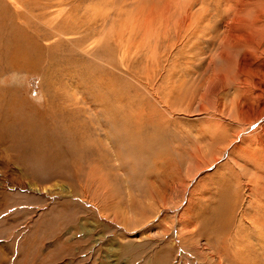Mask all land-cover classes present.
<instances>
[{"label":"rangeland","instance_id":"obj_1","mask_svg":"<svg viewBox=\"0 0 264 264\" xmlns=\"http://www.w3.org/2000/svg\"><path fill=\"white\" fill-rule=\"evenodd\" d=\"M0 15L45 53L0 65L3 99L36 116L0 125V264H238L222 242L264 262V0H0ZM138 136L140 164L120 157Z\"/></svg>","mask_w":264,"mask_h":264},{"label":"bare ground","instance_id":"obj_2","mask_svg":"<svg viewBox=\"0 0 264 264\" xmlns=\"http://www.w3.org/2000/svg\"><path fill=\"white\" fill-rule=\"evenodd\" d=\"M5 7H8V6L5 5ZM16 12L18 13L17 10H16ZM25 25H26V23H25ZM8 27L2 26L1 21H0V65H5L4 66L5 68L6 67L7 68H35V70H36V68L41 66V64L43 63V61L45 59L44 58V54H45L44 53V49L41 47V45H40V43L38 41V38L37 37H33L32 35H29V34L25 33L24 31H21V30L18 33H16L14 30H12L11 28H8ZM33 32H34V30H33ZM34 33H36V31ZM49 57H50V55L48 56V58ZM37 65H39V66L37 67ZM5 94L0 92V125L3 127V129H5L4 132L9 130V128H10L9 131H11V129H13V128L14 129L17 128L18 131L21 129L20 131H22V128L24 129L25 127H27L28 123L29 124H33L34 123L33 118L36 117V116L34 114L25 113L24 112L25 110L23 111V106L24 105H22L21 100H17L16 97L13 98V99H10V102L7 103L5 101V99H3L4 98L3 96H5ZM23 103H25V102H23ZM48 114H50V113H48ZM52 117L53 116H51L50 118H52ZM47 118H48L47 116H42V117L38 116V122L39 121L40 122L43 121L44 124L46 125L47 124V122H46ZM43 122H41V123H43ZM1 126H0V129L2 128ZM18 128H20V129H18ZM52 129H53V127H52ZM23 132H25V131H23ZM20 134H21V132H20ZM30 136H31V134H30ZM24 137H26V136H24ZM16 138H17V136H16ZM32 138H34V137H32ZM35 138H36V136H35ZM130 138H132V137H130ZM144 142H146V141H144ZM144 142L141 141L139 136L132 138V140L128 143L127 148H126L127 156H120V157L121 158H126V157L129 158L130 157L132 159L130 161H135V162L139 160L140 162H138V164H140L143 152L146 149L144 147ZM32 146H34V145H32ZM147 146H148V144H147ZM118 153H119V151H118ZM130 154H133L134 156L133 155L132 156H128ZM113 217L115 218V216H113ZM116 219H117V217H116ZM240 240H241V238H240ZM222 245H223L224 250H230L231 251V254H233L234 261L236 260L238 264H264L262 259L260 260L257 256L255 258H252V255L255 253V249H253V246H252L251 243H249L248 245H244L243 247H241V249H238L237 245H235L234 246L235 248H234L233 244H231V245L224 244V242H222ZM262 251H264V248L262 249ZM215 254H216V256L218 254V256H223V258H225L224 255H221L222 254L221 250L215 251ZM242 255L245 256V257H246V255H248V260L247 261L245 260V262L240 261V258H242ZM211 259L213 260V258H211ZM216 261L218 263H223V264H234L233 261H232L233 263H229L228 261L226 262V259L225 260H221L220 258H218V260H216Z\"/></svg>","mask_w":264,"mask_h":264}]
</instances>
